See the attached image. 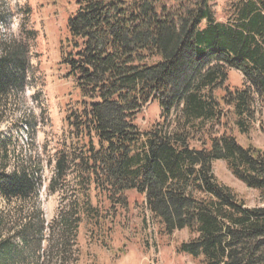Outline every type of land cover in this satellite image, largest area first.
Listing matches in <instances>:
<instances>
[{"label":"trees","instance_id":"obj_1","mask_svg":"<svg viewBox=\"0 0 264 264\" xmlns=\"http://www.w3.org/2000/svg\"><path fill=\"white\" fill-rule=\"evenodd\" d=\"M67 1L60 62L79 97L48 183L63 202L50 225L57 243L74 239L84 220L101 225L109 206L135 191L165 233L192 235L177 250L200 264H264V149L233 134H248L264 114V0H231L225 20L216 19L215 0ZM27 35L0 44V121L31 79L36 32ZM229 70L241 85L229 84ZM152 102L161 120L141 130L136 114ZM10 143L0 133V197L34 199L39 169L7 170ZM216 160L263 205L250 207L219 183ZM2 226L0 264H17L43 231L25 221L3 235Z\"/></svg>","mask_w":264,"mask_h":264},{"label":"rangeland","instance_id":"obj_2","mask_svg":"<svg viewBox=\"0 0 264 264\" xmlns=\"http://www.w3.org/2000/svg\"><path fill=\"white\" fill-rule=\"evenodd\" d=\"M59 1L0 0V44L14 38L26 39L30 30L36 32V38L30 42L31 79L25 94L19 107L13 108L0 121V133L11 138L7 170L23 164L30 169H39L41 175L36 198L7 201L0 197L3 235L6 230L23 225L25 221L43 229L40 242L30 243L22 249V258L17 264H200L199 260L177 250L192 235L185 229L165 233L146 207L144 196L135 191L124 192L120 203L111 204L107 211L111 214L106 215L101 225L93 226L84 220L74 239H69L64 246L57 243L59 233L56 229L51 230L50 225L63 202L59 192L48 190V183L54 153L68 128L65 117L79 97L60 62V39L66 35L63 10L66 7L71 10L72 5L67 0ZM230 1L213 2L216 19L225 20ZM228 82L232 86L241 85V74L229 70ZM160 120L159 106L152 102L136 114L135 123L144 130ZM262 127L264 114L258 116L248 134H239L236 129L233 134L244 146L264 149ZM212 167L217 181L233 189L248 206L263 205L258 192L235 178L223 161H214ZM97 200L92 197L93 203ZM100 203L102 208L108 207L105 199L101 198ZM20 242L12 240L17 247L21 246Z\"/></svg>","mask_w":264,"mask_h":264}]
</instances>
